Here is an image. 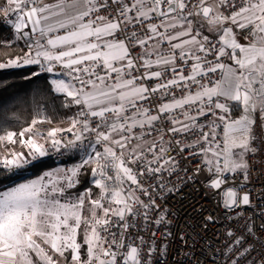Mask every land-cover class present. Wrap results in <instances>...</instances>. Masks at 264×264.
I'll return each instance as SVG.
<instances>
[{
    "label": "snow or ice",
    "instance_id": "obj_1",
    "mask_svg": "<svg viewBox=\"0 0 264 264\" xmlns=\"http://www.w3.org/2000/svg\"><path fill=\"white\" fill-rule=\"evenodd\" d=\"M0 21L23 43L0 71L75 109L42 129L37 90L17 132L0 100L22 149L0 178L76 161L0 189V264H264V0H4ZM191 185L214 207H173Z\"/></svg>",
    "mask_w": 264,
    "mask_h": 264
},
{
    "label": "trees",
    "instance_id": "obj_2",
    "mask_svg": "<svg viewBox=\"0 0 264 264\" xmlns=\"http://www.w3.org/2000/svg\"><path fill=\"white\" fill-rule=\"evenodd\" d=\"M4 4V0H0V6ZM10 38L9 26L0 21V40H7ZM23 43L19 42L12 48H0V60L6 59L9 56H15L20 53ZM28 74V69H13L8 71H0V84L8 82L7 87H0V100L8 101L7 104V119L8 128L19 132L22 127L26 126V122H30L34 116V105L32 103L33 93L37 90L40 95L36 96V102H42L41 97L47 101V115L51 117V124L40 125L42 129L55 127L57 124H62L67 121L74 111L65 109L61 106V99L53 96L49 91L48 81L49 74H42L39 79L31 81L25 80L24 76ZM3 110L0 109V116ZM70 162H76L74 159H69ZM56 165V162L49 160L47 162H37L32 167V174H39L42 170ZM17 177H10L7 179L0 178V189L8 186L10 183L16 181ZM87 185L86 183L83 184Z\"/></svg>",
    "mask_w": 264,
    "mask_h": 264
},
{
    "label": "built area",
    "instance_id": "obj_3",
    "mask_svg": "<svg viewBox=\"0 0 264 264\" xmlns=\"http://www.w3.org/2000/svg\"><path fill=\"white\" fill-rule=\"evenodd\" d=\"M49 75H51V74H49ZM71 115H73V113ZM49 160L64 163V165L66 167L69 165V163H67L69 158L60 157V156H56V155H51L49 157H45L40 161H49ZM31 173H32V171L28 170V172L23 174V175L28 176ZM202 192H203V189H200L199 185H191V186L185 188L184 191L180 194V196L183 197V201H180V196L174 197L173 199H174V201H176V203H174L172 206L178 208L181 206V203H183L184 205H189L192 203H196L197 201H200L202 203H206L208 208H213L215 198L213 197V198L208 199L207 201H202L201 200V193ZM218 215H219V213H218ZM211 227H213V226H210L209 234H211ZM214 227H219V225H216Z\"/></svg>",
    "mask_w": 264,
    "mask_h": 264
},
{
    "label": "rangeland",
    "instance_id": "obj_4",
    "mask_svg": "<svg viewBox=\"0 0 264 264\" xmlns=\"http://www.w3.org/2000/svg\"><path fill=\"white\" fill-rule=\"evenodd\" d=\"M51 78H52V77H51ZM56 126L67 127V126H68V121H66V122H64V123H62V124H57V125H55V127H56ZM12 148H15L16 151H22V149H21V147L19 146V144H17V145L4 144V145H0V153L7 152L9 149H12ZM39 162H47V161H39ZM55 162H56V161H55ZM67 163H69V165H71V164H73V163H75V162H70V161L68 160ZM69 165H68V166H69ZM57 167H66V166L64 165V163L56 162V165H55V166L50 167V168H46V169L42 170L39 174L31 175V174H32V173H31V174L28 175V176L20 175V176L16 179V181L13 182V183H16V182H18V181H22L23 179H26V178H32V177H35V176H39V175L42 174L44 171L51 170V169H55V168H57ZM29 170L32 171V168H30ZM84 186H87V185H84ZM1 189H3V188H1ZM81 190H83V188H81Z\"/></svg>",
    "mask_w": 264,
    "mask_h": 264
},
{
    "label": "crops",
    "instance_id": "obj_5",
    "mask_svg": "<svg viewBox=\"0 0 264 264\" xmlns=\"http://www.w3.org/2000/svg\"><path fill=\"white\" fill-rule=\"evenodd\" d=\"M47 2H49V3H54L55 0H47ZM50 78H51V75H50Z\"/></svg>",
    "mask_w": 264,
    "mask_h": 264
}]
</instances>
